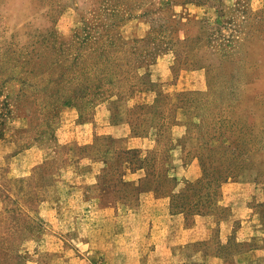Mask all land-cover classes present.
I'll return each instance as SVG.
<instances>
[{
	"label": "rangeland",
	"instance_id": "374dc122",
	"mask_svg": "<svg viewBox=\"0 0 264 264\" xmlns=\"http://www.w3.org/2000/svg\"><path fill=\"white\" fill-rule=\"evenodd\" d=\"M157 63L171 79L155 78ZM182 106L198 183L166 165ZM121 122L159 135L139 182L122 181L139 154L109 132ZM29 148L38 163L11 172ZM87 157L119 212L153 187L175 190L190 214L217 211L221 181L250 179L264 247V0H0V264L45 259L51 230L87 229L76 171Z\"/></svg>",
	"mask_w": 264,
	"mask_h": 264
},
{
	"label": "crops",
	"instance_id": "0c3cea01",
	"mask_svg": "<svg viewBox=\"0 0 264 264\" xmlns=\"http://www.w3.org/2000/svg\"><path fill=\"white\" fill-rule=\"evenodd\" d=\"M154 75L157 80L167 81L171 79V69L157 63ZM194 87L197 86L187 89ZM148 93L152 95L151 102L159 95L157 90ZM192 119L191 107L178 108L173 127L182 130L175 132V137L172 132L174 146L169 149L170 160L166 165L170 168L169 176L196 182L201 178L200 160L194 156L189 161L185 158L194 144L184 130ZM109 129L120 148L136 150L145 160L146 150L158 143L157 131L136 134L127 122L113 124ZM32 153H37L34 148L17 153L15 159L24 158L11 165V172L36 165L39 160L31 162ZM146 163L128 168L122 181L134 183L147 178L150 173ZM79 169L76 171L87 185V215L83 221L87 229L77 230L76 234L51 230L39 245L45 259H29L26 264H262L261 229L251 207L256 186L250 179L243 176L222 182L217 211L190 214L175 205L178 200L175 190L159 191L153 187L139 194L137 208L119 212V205L124 203L118 197L106 196L96 160L83 158ZM28 170L17 175H25ZM89 188L93 194H89Z\"/></svg>",
	"mask_w": 264,
	"mask_h": 264
},
{
	"label": "trees",
	"instance_id": "16d2710c",
	"mask_svg": "<svg viewBox=\"0 0 264 264\" xmlns=\"http://www.w3.org/2000/svg\"><path fill=\"white\" fill-rule=\"evenodd\" d=\"M125 152H132V153H138L139 154V152L138 151H136V150H124ZM138 157H139V165H141V164H143V163H145L146 162V160L145 159H142L141 157H140V155H138ZM199 159V158H198ZM145 160V161H144ZM200 162H201V160H200ZM203 163V162H202ZM204 170V169H203ZM200 180H197V182H195V183H198ZM222 182H224V181H221L220 183H219V185H218V187H219V190H220V186H221V184H222ZM220 195H221V193H220ZM180 195L178 194L177 195V197H179ZM179 199V198H178ZM180 200V199H179ZM180 201H176V202H174L175 203V205L178 207V208H180V209H184V205H182V203H179Z\"/></svg>",
	"mask_w": 264,
	"mask_h": 264
}]
</instances>
